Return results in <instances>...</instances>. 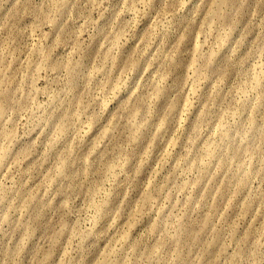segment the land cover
I'll return each instance as SVG.
<instances>
[{
  "label": "rangeland",
  "instance_id": "obj_1",
  "mask_svg": "<svg viewBox=\"0 0 264 264\" xmlns=\"http://www.w3.org/2000/svg\"><path fill=\"white\" fill-rule=\"evenodd\" d=\"M0 264H264V0H0Z\"/></svg>",
  "mask_w": 264,
  "mask_h": 264
}]
</instances>
